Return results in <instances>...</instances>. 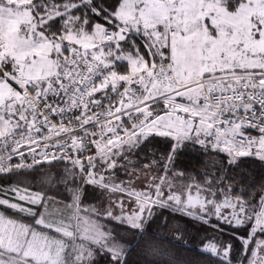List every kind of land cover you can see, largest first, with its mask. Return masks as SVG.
<instances>
[{
    "label": "snow or ice",
    "instance_id": "6c2138e0",
    "mask_svg": "<svg viewBox=\"0 0 264 264\" xmlns=\"http://www.w3.org/2000/svg\"><path fill=\"white\" fill-rule=\"evenodd\" d=\"M245 157L264 164V0H0V264H190L156 242L165 210L219 234L206 264L237 239L264 264Z\"/></svg>",
    "mask_w": 264,
    "mask_h": 264
},
{
    "label": "trees",
    "instance_id": "16d2710c",
    "mask_svg": "<svg viewBox=\"0 0 264 264\" xmlns=\"http://www.w3.org/2000/svg\"><path fill=\"white\" fill-rule=\"evenodd\" d=\"M256 133V131H252L253 136ZM155 147L159 152H163L167 146L164 143H159L156 144ZM208 159H210V157L201 155L198 151L189 148L178 157V167L181 169H187L190 174L203 172L205 171V165L202 162ZM230 175L235 176L237 180L243 176L245 179V188L254 184V187L249 189V191L257 196L258 203L260 186L261 184H264V164H261L258 159L245 157L242 158V163L239 165L238 169L235 172L230 173ZM0 183H3V181H0ZM96 199L97 198L94 195H89L88 202H95ZM156 211L160 212V209H157ZM180 224L184 225L185 230L182 231L185 234H189V237L187 241L183 240L182 242L177 243L176 238L170 236L168 233ZM114 226L115 225L112 223L111 228ZM152 231L161 238L156 241L158 244H161L164 248L171 249L178 258L189 261L190 264H206V258L199 253L200 244L206 237L219 235L202 223L181 213H174L171 210H165L163 212V216L152 225ZM246 234L247 230H241L238 233L240 236H246ZM230 235V232L228 234L220 235V239L228 240ZM233 255L236 257L234 264H239L241 258V243L238 239L234 240ZM131 259L137 261L138 264H142V261L137 254H133ZM101 264H103L102 260Z\"/></svg>",
    "mask_w": 264,
    "mask_h": 264
},
{
    "label": "rangeland",
    "instance_id": "374dc122",
    "mask_svg": "<svg viewBox=\"0 0 264 264\" xmlns=\"http://www.w3.org/2000/svg\"><path fill=\"white\" fill-rule=\"evenodd\" d=\"M255 135H258V133L254 134V136H255ZM99 223H100L102 226L106 227V228H111V227H112V223L109 222V221H107L106 219H103V218H101V219L99 220ZM177 229H179V230H180V233L183 235V240H186V241H187V239H188V237H189V234H187V233L185 234V233L182 231V230H185L183 224H180L178 227L173 228L168 234H169L170 236L176 238V237H177V234H178V233H177Z\"/></svg>",
    "mask_w": 264,
    "mask_h": 264
},
{
    "label": "built area",
    "instance_id": "2783aa9c",
    "mask_svg": "<svg viewBox=\"0 0 264 264\" xmlns=\"http://www.w3.org/2000/svg\"><path fill=\"white\" fill-rule=\"evenodd\" d=\"M252 134V133H251Z\"/></svg>",
    "mask_w": 264,
    "mask_h": 264
}]
</instances>
